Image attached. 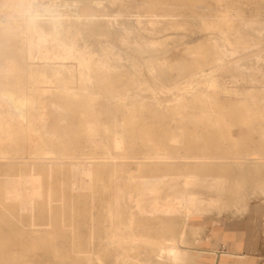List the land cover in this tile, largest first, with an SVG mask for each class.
I'll list each match as a JSON object with an SVG mask.
<instances>
[{
	"label": "rangeland",
	"instance_id": "obj_1",
	"mask_svg": "<svg viewBox=\"0 0 264 264\" xmlns=\"http://www.w3.org/2000/svg\"><path fill=\"white\" fill-rule=\"evenodd\" d=\"M23 13L32 19H22ZM0 55V94L32 96L24 107L29 119L21 123L32 130L29 138L17 131V120L0 116V201L11 208V214L1 215L13 216L0 222L7 240L0 257H11L0 264H185V252L174 257L166 250L153 253L159 246L146 242L133 247L115 241L121 233L117 225L130 216L124 212L130 199L119 196L130 177L159 180V172L184 167L228 176L223 194L208 183L196 188L225 207L201 217L238 216L248 204L264 209V165L236 159L264 146V0H0ZM129 118L154 140L127 131ZM56 122L61 133L54 139L42 128ZM180 132L175 143L172 137ZM115 138L121 139L120 148ZM37 146L58 150L53 172L48 160L31 156ZM158 147L189 160L144 159ZM84 169L93 177L84 176ZM31 171L42 175L51 198L22 209L4 196L3 187ZM138 222L146 227L140 224L137 233L159 237V219ZM196 224L189 240L204 229ZM137 251L145 261L119 259Z\"/></svg>",
	"mask_w": 264,
	"mask_h": 264
},
{
	"label": "bare ground",
	"instance_id": "obj_2",
	"mask_svg": "<svg viewBox=\"0 0 264 264\" xmlns=\"http://www.w3.org/2000/svg\"><path fill=\"white\" fill-rule=\"evenodd\" d=\"M28 3V2H27ZM33 3V1H32ZM147 3V2H146ZM156 3V2H153ZM163 3V2H162ZM181 4V3H180ZM182 5V4H181ZM187 5V4H186ZM151 10V9H150ZM148 11V10H147ZM160 12V11H159ZM151 13V12H150ZM152 14V13H151ZM236 14V13H235ZM237 15V14H236ZM232 14L230 15V17ZM21 18L24 20L32 19L31 14L23 13ZM55 20V19H54ZM23 23V22H22ZM40 23V21H39ZM39 25V24H38ZM46 30V29H45ZM37 31V30H36ZM39 33V30H38ZM44 33V32H43ZM41 34V33H40ZM31 31L28 30V37H31ZM46 35V34H45ZM38 38V37H37ZM55 38V37H54ZM49 40V39H48ZM55 40V39H54ZM27 41V39H26ZM28 42V41H27ZM37 42V41H36ZM240 43V42H239ZM66 44V43H65ZM68 44V43H67ZM70 44V43H69ZM27 46V45H26ZM49 46V45H48ZM36 47V46H35ZM42 47V46H41ZM239 47V46H238ZM38 48V47H37ZM8 50V49H7ZM37 50V49H36ZM151 50V49H150ZM34 51V50H33ZM9 52V51H8ZM7 52V53H8ZM37 52V51H36ZM5 54V53H4ZM9 54V53H8ZM38 54V53H37ZM1 56V55H0ZM35 58V57H34ZM24 61V60H23ZM15 62V61H14ZM16 63V62H15ZM223 64V63H222ZM227 64V63H226ZM232 64V63H231ZM7 65V64H6ZM97 68L101 67L99 62H93ZM228 65V64H227ZM10 66V65H9ZM1 67V66H0ZM153 67V66H152ZM214 67V66H213ZM69 69H73L71 65L68 67ZM5 69V68H4ZM212 69V68H211ZM2 70V69H0ZM214 70V69H213ZM4 71V70H3ZM206 71V70H205ZM213 72V71H212ZM203 74V73H202ZM196 77V76H195ZM200 77V76H199ZM104 79V77H103ZM195 79V78H194ZM197 80V79H196ZM194 80V81H196ZM122 81V80H121ZM199 81V80H197ZM204 81V80H203ZM227 83V82H226ZM222 85V84H221ZM234 85V84H233ZM204 86V85H203ZM226 86V85H225ZM223 87V86H222ZM232 87V86H231ZM234 87V86H233ZM262 89V88H261ZM233 90V89H232ZM239 90V89H238ZM224 91H226L224 89ZM71 92V91H70ZM109 92V91H108ZM107 93V92H106ZM229 93V91H228ZM132 95V94H131ZM208 96V95H207ZM211 96V95H209ZM216 96V95H215ZM257 96V95H256ZM105 97V96H104ZM260 97V96H259ZM106 98V97H105ZM246 98V97H245ZM0 99L2 100L1 104H5L8 108L3 107L0 110V116L4 119H11L17 120L18 128L17 131L19 133L26 134L29 138L30 133L32 130L30 128H25L21 126V123L24 120L29 119V113L26 112L25 106L27 105L28 101L32 100V96L26 91L15 92L13 90L1 91ZM121 99V98H120ZM243 99V98H242ZM250 99V98H249ZM162 100V99H161ZM252 100V99H251ZM130 101V100H129ZM243 101H245L243 99ZM248 101V99H247ZM209 103V101H207ZM128 104V103H127ZM140 104V103H139ZM136 105V104H135ZM117 106V105H116ZM188 106V105H187ZM222 106V105H221ZM27 107V106H26ZM64 107V106H63ZM62 107V108H63ZM236 108V107H235ZM30 109V108H29ZM183 109V108H182ZM216 109V108H215ZM225 110V109H224ZM227 110V109H226ZM159 112V111H158ZM222 113V112H221ZM232 113V112H231ZM239 113V112H238ZM215 114V113H214ZM118 115V114H117ZM233 115V114H232ZM136 116V115H135ZM197 116V115H196ZM96 124H99V116L97 115ZM240 117V116H238ZM88 118V117H87ZM123 118V117H122ZM177 118V117H176ZM137 120L134 118H129L125 122L127 126V131L129 132H139L140 134H146L142 136V139H146L148 141H153L152 137H149L148 130L145 128L137 127ZM144 122H142L143 124ZM207 123V122H206ZM27 124V123H26ZM60 122H56V124H50L47 127H43L42 131L49 135L50 138L55 139L57 138L60 133ZM194 126V125H193ZM259 126V125H258ZM20 127L22 129H20ZM240 127V126H239ZM175 129V128H174ZM41 131L40 129H38ZM156 131V130H155ZM67 133V131H66ZM256 133V132H255ZM180 133H174L172 140L175 143H178L180 140ZM245 134V133H244ZM150 135V134H149ZM248 135V134H247ZM36 136V135H35ZM24 136V138H27ZM158 137V136H157ZM167 138V137H165ZM109 139V138H108ZM170 139V137H169ZM147 141V142H148ZM157 141V140H156ZM168 141V140H167ZM184 142V141H183ZM257 143V142H256ZM121 139L115 138L114 139V146L116 148L121 147ZM170 144V143H169ZM175 145V144H174ZM183 145V144H182ZM86 146V145H85ZM125 146V145H124ZM153 146V145H152ZM167 146V145H166ZM184 146V145H183ZM257 146V145H256ZM22 145H19L21 148ZM132 147V146H131ZM150 147V146H148ZM221 147V146H220ZM27 148V147H26ZM86 148V147H85ZM186 148V147H185ZM90 149V148H89ZM130 149V148H129ZM132 149V148H131ZM156 151L147 153L143 157L144 159H159V158H172V157H190L189 155L180 154L181 152H170L164 150H159L155 148ZM209 149V148H208ZM103 150V149H102ZM116 150V149H115ZM130 151V150H129ZM132 152V151H131ZM103 153V152H102ZM118 153V152H117ZM27 154V152H26ZM122 154V153H121ZM32 157H39L48 160L46 165L49 166L48 171L50 173L53 172V166L55 163L53 160L55 158H60V154L56 147L51 148L48 146H37L32 152ZM122 156H125L124 154ZM63 157V156H62ZM95 155H87L86 158H94ZM130 157V156H129ZM135 157V156H134ZM137 157V156H136ZM140 157V156H139ZM194 158H201L204 159L207 156L204 154H194L192 155ZM72 158V157H71ZM74 158V156H73ZM104 158V157H103ZM102 158V159H103ZM138 158V157H137ZM136 158V159H137ZM142 158V157H141ZM208 158V157H207ZM223 158V156H221ZM120 159V158H119ZM135 159V160H136ZM224 159V158H223ZM237 161L240 163L244 161H255L260 162L264 165V146L263 144H258L257 148L249 153H243L239 156H236ZM32 160V159H31ZM115 160V159H114ZM133 160V158H132ZM138 160V159H137ZM143 160V159H142ZM189 160V158H188ZM95 161V160H94ZM134 161V160H133ZM223 161V160H222ZM228 161V160H227ZM33 162V161H32ZM77 162V161H75ZM74 162V163H75ZM6 163V162H5ZM22 163V162H21ZM24 163V162H23ZM34 163V162H33ZM38 163V162H37ZM42 163V162H40ZM67 163V162H66ZM69 163V162H68ZM92 163V162H91ZM89 163V164H91ZM96 163V162H95ZM98 163V162H97ZM103 163V162H102ZM109 163V162H108ZM113 163V162H112ZM117 163V162H116ZM130 163V162H129ZM148 163V162H145ZM161 163V162H160ZM168 163V162H167ZM172 163V161H171ZM203 163V162H202ZM216 163V162H215ZM223 163V162H222ZM228 163V162H227ZM231 163V162H230ZM245 163V162H244ZM254 163V162H251ZM20 164V163H19ZM36 164V163H35ZM78 164V163H76ZM140 164V163H139ZM153 164V162H152ZM32 165V164H31ZM44 165V164H43ZM79 165V164H78ZM105 165V164H104ZM197 165V164H196ZM239 165V163H238ZM36 166V165H35ZM75 166V165H73ZM77 166V165H76ZM92 166V165H91ZM175 166V165H174ZM79 167V166H78ZM81 167V166H80ZM98 167V165H97ZM102 167V164H101ZM150 167V166H149ZM190 167V166H189ZM253 167V166H252ZM33 168V166H32ZM40 168V167H39ZM87 168V166H86ZM181 168V167H180ZM261 168V167H260ZM242 169V168H241ZM150 170V169H149ZM81 171V170H80ZM79 171V173H80ZM207 171V170H206ZM224 171V170H223ZM37 172V171H36ZM40 172V171H38ZM78 172V171H77ZM84 176H92L93 172L90 169H84L83 171ZM132 172V171H131ZM151 172V171H150ZM133 173V172H132ZM139 173V172H138ZM210 173V172H208ZM18 174V173H17ZM22 174V173H21ZM44 174V173H43ZM62 174V172H61ZM77 174V173H76ZM148 174V173H147ZM96 175V174H95ZM133 175V174H132ZM48 176V175H47ZM54 176V175H53ZM83 176V177H84ZM97 176V175H96ZM156 176V175H155ZM13 177V176H12ZM17 177V176H15ZM19 177V176H18ZM74 177V176H73ZM76 178H78L75 175ZM82 177V178H83ZM144 178V177H143ZM7 179V176H6ZM47 179V178H46ZM56 179V178H55ZM54 179V180H55ZM79 179V178H78ZM85 179V177H84ZM99 179V178H98ZM130 179V186L127 188L126 191L120 193V198L128 197L130 199L131 206L126 209V211L130 214L129 217L125 218L128 222H121L117 225L118 229L121 233L116 234L117 243L128 242L131 246H139L140 243L146 242L149 244L156 245L159 248H155L152 250L153 253H156L161 250H166L171 253L174 257L178 255L179 252H184L188 248V241L187 237L190 233V230L194 231L196 229L197 224L193 221L192 218L198 217L199 215L203 214L208 210H216V209H224V203L221 199L217 196H209L196 189L197 187H201L204 184L208 183V188L211 190L216 191L219 194H223L228 190L229 181L228 176H218V175H205L204 173H198L194 168H181L178 171L174 172H159V180L158 179H138L135 182L132 181V177ZM13 180V179H10ZM8 180V181H10ZM49 180V179H48ZM75 180V179H74ZM15 183L11 184V186H4V196L9 200L15 202L19 205L20 208H35L36 204L51 198L50 193H44L43 184H42V175L35 172H29L28 174H22L18 178L15 179ZM60 181V180H58ZM78 181V180H77ZM76 182V181H75ZM11 183V182H9ZM24 184V185H23ZM48 184V183H47ZM10 185V184H9ZM49 187V184H48ZM46 188V187H45ZM204 188V187H203ZM53 192V191H52ZM55 192V191H54ZM58 194V193H57ZM60 194V193H59ZM230 194V193H229ZM56 194L54 193V196ZM62 195V194H61ZM53 196V195H52ZM64 196V195H63ZM3 197V196H2ZM58 198V197H57ZM5 199V198H4ZM63 199V198H62ZM65 199V198H64ZM7 200V199H6ZM54 200V199H53ZM52 200V201H53ZM121 200H118L117 203H120ZM58 202V201H57ZM56 202V203H57ZM247 202V201H246ZM55 203V202H53ZM58 203H61L60 201ZM72 203V202H71ZM68 205V204H67ZM11 206V205H10ZM52 207V206H51ZM63 207V206H62ZM234 207V206H232ZM70 208V207H69ZM24 209V210H26ZM59 209V208H57ZM74 209V208H73ZM76 209V208H75ZM241 209V208H240ZM19 210V209H18ZM21 210V211H24ZM73 211V210H71ZM84 211V210H83ZM11 214V208L5 206L3 201H0V222L1 221H8V219H12L13 216L7 215L5 217L4 213ZM29 212V211H28ZM49 213V212H48ZM63 213V212H62ZM33 217V216H31ZM149 218L159 219V223L161 224V233L159 237H152L146 233H137V228L141 224L142 227H146L145 223L138 222L140 220H149ZM68 219V218H67ZM73 220V219H72ZM79 220V219H77ZM87 220V219H86ZM171 222H167V221ZM138 222V223H137ZM146 222V221H145ZM153 222V220H152ZM33 223V222H32ZM20 224V222H19ZM73 224V223H72ZM88 224V223H87ZM22 225V224H21ZM33 225H36L33 223ZM40 225V224H39ZM60 225V224H59ZM149 225V224H148ZM74 226V225H73ZM72 226V227H73ZM151 227V226H150ZM33 228V227H31ZM92 228V227H91ZM156 229V228H155ZM40 230V229H39ZM65 230V229H64ZM147 230H149L147 228ZM48 231V230H47ZM77 231V230H76ZM159 231V230H158ZM1 232V230H0ZM48 235L52 234L47 232ZM14 235V234H13ZM47 235V236H48ZM155 236V235H154ZM49 237V236H48ZM54 238V237H53ZM64 238V236H63ZM6 237L0 233V245L7 243L5 240ZM43 240V239H42ZM45 242V241H44ZM52 242V240H51ZM50 243V242H49ZM67 243V242H66ZM92 243V242H91ZM45 244V243H44ZM61 244V243H60ZM47 245V244H46ZM27 247V245H26ZM24 247V248H26ZM28 248V247H27ZM129 249V248H128ZM139 249V248H138ZM20 252V250H18ZM25 251V250H24ZM77 251V250H76ZM135 251V250H134ZM0 252H2L0 250ZM16 253V252H15ZM167 253V252H166ZM7 256V255H5ZM102 256V255H101ZM93 257V256H92ZM104 258V257H103ZM19 259V258H18ZM86 259V257H85ZM93 259V258H92ZM98 259L102 262L101 258ZM120 260H127L129 259L133 263H138L146 260L144 254L140 251L134 254L124 253L119 257ZM11 257H0V261H9ZM99 261V262H100ZM20 262V261H19ZM148 262V261H147ZM100 264V263H99Z\"/></svg>",
	"mask_w": 264,
	"mask_h": 264
},
{
	"label": "crops",
	"instance_id": "obj_3",
	"mask_svg": "<svg viewBox=\"0 0 264 264\" xmlns=\"http://www.w3.org/2000/svg\"><path fill=\"white\" fill-rule=\"evenodd\" d=\"M249 206L238 216L210 213L192 218L204 229L198 237L187 238L185 264H264V209Z\"/></svg>",
	"mask_w": 264,
	"mask_h": 264
}]
</instances>
